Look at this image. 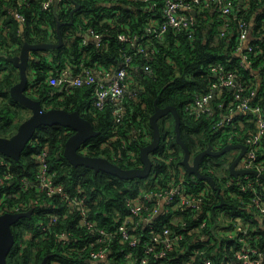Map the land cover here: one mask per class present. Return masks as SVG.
I'll use <instances>...</instances> for the list:
<instances>
[{
	"label": "trees",
	"instance_id": "obj_1",
	"mask_svg": "<svg viewBox=\"0 0 264 264\" xmlns=\"http://www.w3.org/2000/svg\"><path fill=\"white\" fill-rule=\"evenodd\" d=\"M264 0H249L240 2L238 13L232 16L228 34L221 36V20L217 15L205 10L203 14L194 16L195 31L190 36L185 31L177 32L169 29L163 36L156 33L147 36L149 17L156 11L147 3L135 0H62L57 9L55 5L43 8V0H26L19 3L16 0H0V132L11 136L19 124L28 116H24L22 108H26L15 100L10 89L20 79L18 69L3 54H17L25 41L57 42L58 22L63 37V44L58 48L36 52L29 65V94L40 99L45 108L64 107L79 109L89 118L99 130L98 135L91 138L82 148L88 154L106 156L125 167L142 165L140 146L147 144L152 138L150 116L157 105L165 107L169 104L177 106L181 114V133L188 144L192 156L212 145L218 149L227 144V134L216 126L219 113L227 111L226 104L232 96V89L227 88L221 97L213 99L216 112L193 115L187 110L195 98L206 93L216 80L213 65L220 63L226 68L237 72L240 81L245 86L246 95L253 103L260 104L264 109V29L261 18ZM112 2H116L115 5ZM160 10V8L158 9ZM26 17L24 28H21L15 12ZM73 15V17L71 16ZM239 17H245L249 24L255 18L251 43L256 45V51L249 56V65H241V57L235 52L237 23ZM92 27L104 36L101 45L90 39L87 46H82L85 37L84 30ZM122 33L134 38V42H143L147 48L154 46L156 51L146 55L135 53L136 47L119 38ZM49 53V55H47ZM134 54V66L130 73V89L125 95L127 107L124 120L116 124L111 104L103 109L93 106V86L85 85L61 91L50 85L48 76L50 71L72 66L75 74L88 67L99 73V69L117 70L124 62L125 56ZM38 55V56H37ZM149 61L153 73L143 70ZM83 64V65H82ZM222 101V102H221ZM246 120V117H243ZM162 139L159 148L151 154L153 169L147 177L121 178L104 171L96 172L85 165H74L65 156V143L73 130L69 127L53 124L41 125L23 150L19 160L6 155L11 162L14 182L8 189L19 193L9 198L8 203L0 201V213L11 211L16 202L37 199L38 193L33 189L21 194L23 178L34 181L37 169V153L48 145L50 148L49 161L51 171L56 174L55 179L62 182L70 194H74L78 187L85 188L88 193L94 216L99 224L107 228H116L118 217L129 215L127 198L142 191L164 192L171 183H178L183 177L186 186L191 188L187 194H199L205 188L209 194L204 198L203 211L200 214L190 210L181 213L191 227L192 233L181 242L179 248L171 252L165 259L157 260L150 256V264H203L204 257H211L216 263L232 259L233 249L230 244L239 245V237L244 232H237L235 222L240 220L247 224V241L264 251V217L251 206L256 194L254 189L241 190L240 176H235L229 168L233 156L231 152L223 155L207 154L202 158L201 169L213 175L216 183L221 187L218 194L209 181L200 179L188 173L182 164L184 150L176 141L175 119L167 114L159 120ZM247 124V125H246ZM244 128H253L254 124L246 122ZM146 131V137L139 133ZM236 141V139H233ZM264 154V139L259 150ZM173 157L170 161L168 159ZM262 157V155H261ZM212 169L213 171H211ZM185 171L186 175L181 176ZM0 169V175H3ZM253 176V175H252ZM255 189L264 196V180L255 183ZM221 198L224 203L221 205ZM32 210L31 216L23 217L13 224L15 243L8 255V264H41L48 256V264L58 261L62 264H94L86 258H79L73 253L74 242L69 245L56 236L57 233L67 231L84 233L76 225L75 213H67L65 202L59 198H49L44 194ZM58 203L59 209L50 202ZM154 199L149 206L152 205ZM29 211V210H27ZM209 212L210 215H207ZM52 215L57 220L51 224L52 229L44 233L38 226V221L45 218L49 221ZM200 218H206V225L197 229ZM137 220H141L138 218ZM169 213H159L151 222L156 228L169 223L173 226ZM221 226V227H220ZM142 237L137 246L132 247L128 242L112 240L113 248L110 254L111 264H128L119 247L133 250L138 257H143L144 244L151 238L150 228L143 223L137 227ZM221 230V231H220ZM235 236L229 239V233ZM90 233V232H89ZM88 233V234H89ZM239 233V236H238ZM86 234V233H85ZM205 234V238H202ZM79 237V236H78ZM72 248V249H71ZM200 249L203 254L194 260L191 254ZM228 254V258L225 255ZM232 254V256H231ZM235 256V255H234ZM237 263V261H236ZM105 264V263H101ZM135 264H141L138 258Z\"/></svg>",
	"mask_w": 264,
	"mask_h": 264
},
{
	"label": "built area",
	"instance_id": "obj_2",
	"mask_svg": "<svg viewBox=\"0 0 264 264\" xmlns=\"http://www.w3.org/2000/svg\"><path fill=\"white\" fill-rule=\"evenodd\" d=\"M23 3L26 0H16ZM113 1V0H112ZM142 1L156 11L148 19L147 36L156 33L157 36H163L169 29H174L177 32L185 31L190 36L195 31L194 14L193 11L203 13L205 10L215 9L218 18L221 20V36L228 34L230 20L232 16L238 13L240 2H243L244 8L249 10L246 2L249 0H135ZM62 0H43L42 6L45 9L55 5L57 9ZM160 8V10H158ZM264 10V9H263ZM192 12V13H191ZM16 18L19 20L21 28H24L26 17L20 13L15 12ZM0 25L1 21H0ZM253 19L251 23L245 17H239L237 23V31L235 34L236 49L235 52L241 57V65H249V56L256 51V45L248 39L253 34ZM261 27L264 29V14L261 18ZM85 37L82 39V46H87L90 39L101 45L104 41V36L92 27L84 30ZM228 32V33H227ZM262 35L264 34L261 33ZM121 40H125L131 46L136 47L135 53L143 52L146 55L154 53L156 49L154 46L147 48L143 42H134V38L128 37L122 33L119 34ZM43 52V51H41ZM44 53V52H43ZM35 57V56H34ZM134 54L125 56L124 62L117 70L99 69L96 73L91 68L82 67V71L75 74L72 66L68 65L56 72L50 71L48 82L50 85L56 86L61 91L70 90L74 87H81L85 85L93 86V106L98 109H103L106 104H111L112 112L115 117L116 124H121L124 120L127 107L125 105V95L130 89V73L134 66ZM83 65V64H82ZM264 66V63H263ZM146 72L153 73V68L149 61L145 63L142 68ZM216 80L212 82L208 91L198 95L195 100L187 106V110L193 115H201L204 113L213 114L216 108L213 104V99L218 96L221 97L227 88H231L232 96L226 104L221 103L220 107L226 105L227 111L219 113V121L216 126L223 129L227 134L228 140L224 143L244 142L247 144V151L242 159L241 166L245 168H256L264 172V154H260L259 150L264 139V109L260 104L253 103L252 98L246 95L245 86L240 81L237 72L226 68L224 65L217 63L212 67ZM222 102V101H221ZM246 120H243V117ZM246 122L254 124L253 128H244ZM247 125V124H246ZM141 135L146 137L147 132L139 130ZM236 139L234 141L233 139ZM50 148L45 146L37 153V169L34 181L28 178H23L20 190L28 191L33 188L38 193V198L45 193L49 198L57 197L65 202L66 209L63 211L65 217L67 213H75L76 225L81 228L84 233H71L62 231L56 236L64 243V245L72 244L74 241V248L72 252L77 253L79 258L92 261L94 264H109L111 262L110 254L113 252L111 247L112 240L118 242H128L130 246L135 247L140 242L141 233L138 226L144 222L150 228L151 238L144 244L143 257H138L133 250H125L124 247H119L117 252L126 257L128 264H135L137 259L141 260V264H150V256L155 257L159 262L165 259L171 252L180 250L181 242L192 233L191 227L186 219L181 217V213L186 211H194L200 214L203 211L204 198L208 196V189H201L200 193L187 194L191 190L185 184L184 177L178 183H171L164 192L142 191L138 194L128 197L127 204L129 215L126 217H118L116 228H107L99 224L96 216L91 213L92 206L89 202V196L85 188L78 187L74 194H70L65 185L55 179L56 174L51 171L49 161ZM262 155V157H261ZM7 157V156H6ZM6 157L0 158V169L3 170V175H0V201L8 203L9 198L19 195L8 189L9 184L14 182L12 174L11 162ZM235 156H233L234 158ZM173 157H170V161ZM231 159V161L233 160ZM185 169V168H184ZM186 170V169H185ZM213 171L212 169H210ZM187 171V170H186ZM186 175L185 171L181 172V176ZM196 176V175H195ZM241 190L254 189V195L251 206L256 209L264 217V196L260 194L255 188V183L259 180L257 176L251 174L240 175ZM29 199L16 202L11 211L20 212L33 210L39 199ZM154 202L151 206L149 203ZM57 209L60 208L58 203L50 202ZM169 213L171 215L173 226L169 223L160 225L156 228L151 222L159 213ZM207 215H210L209 212ZM140 218L141 220H137ZM56 215H52L49 221L41 218L38 221V226L42 232L48 233L55 221ZM199 224L197 229L203 228L206 223V218L198 217ZM221 227V226H220ZM235 229L237 232H244V236L239 237V245L235 246L233 241L230 248L233 249L232 259L226 260V264H264V251L251 245L245 238L247 233V224H242L240 220L235 222ZM221 231V230H220ZM90 232V233H89ZM86 233V234H85ZM89 233V234H88ZM79 236V237H78ZM229 239L235 236V232L228 235ZM239 236V233H238ZM206 236L202 234L204 239ZM119 244L121 245V243ZM200 249L194 250L191 254V259L194 260L198 255H202ZM228 258V254L225 255ZM237 261V263H236ZM49 264H62L58 261H51ZM203 264H225L224 261L216 263L211 257H204Z\"/></svg>",
	"mask_w": 264,
	"mask_h": 264
},
{
	"label": "water",
	"instance_id": "obj_3",
	"mask_svg": "<svg viewBox=\"0 0 264 264\" xmlns=\"http://www.w3.org/2000/svg\"><path fill=\"white\" fill-rule=\"evenodd\" d=\"M112 4L115 5L116 2H112ZM193 14H195V11H193ZM61 25L62 22L59 21L57 42L25 41L17 54H3L12 61L13 65L20 73L19 81L13 84L10 89L11 96L22 105L29 108L31 114L19 124L17 131L13 135L5 136L0 132V154L19 160L23 150L26 148L39 126L60 124L73 130V133L65 143L64 149V156L72 164L85 165L93 168L96 172L104 171L121 178L147 177L151 174L153 169L151 154L159 148L162 139L159 120L167 114H172L175 119L176 141L184 150L182 164L188 173L209 181L219 194L221 187L216 183V179L212 174L201 169L202 158L207 154L219 156L236 150L238 153L229 165L232 173L235 176L251 174L264 180V172L256 168H239L247 151V144L244 142L227 143L218 149L210 145L192 156L188 144L182 137L181 114L177 106L172 104L165 107L157 105L155 111L150 116V125L153 132L151 140L147 144L140 146L142 165L125 167L106 156L92 155L83 151L82 148L85 147L87 142L99 133L94 123L84 116L79 109L71 110L64 107L45 108L40 99L34 98L28 93L30 87L28 73L30 61L35 56L36 52L58 48L63 44V37L60 29ZM223 203L224 199L221 198V205ZM31 215L32 210L20 212L6 211L0 213V264H8V255L15 243V235L12 228L13 224L23 217ZM48 259V256H45L41 264H48ZM109 264H111V262H109Z\"/></svg>",
	"mask_w": 264,
	"mask_h": 264
},
{
	"label": "crops",
	"instance_id": "obj_4",
	"mask_svg": "<svg viewBox=\"0 0 264 264\" xmlns=\"http://www.w3.org/2000/svg\"><path fill=\"white\" fill-rule=\"evenodd\" d=\"M113 1H115V0H113ZM263 5H264V1H263ZM262 9H264V7L263 8H261V9H259V10H262ZM208 12H211V14H215V15H217L216 14V12H215V9H209V10H207ZM262 12L264 13V10H262ZM192 13V12H191ZM198 14H203V13H200L199 11H196L195 10V14H194V16H196V15H198ZM72 17H73V15H71ZM253 22H254V25H253V29L255 28V18H253ZM260 30V29H259ZM259 30H257V31H254L253 30V33L255 34L256 32H259ZM252 38H253V35L252 36H250L249 37V39H248V43H250L251 41H252ZM38 56V55H37ZM236 153H238V151H236V150H233V151H231V155L232 156H235L236 155ZM239 168H242V166L241 165H239Z\"/></svg>",
	"mask_w": 264,
	"mask_h": 264
},
{
	"label": "rangeland",
	"instance_id": "obj_5",
	"mask_svg": "<svg viewBox=\"0 0 264 264\" xmlns=\"http://www.w3.org/2000/svg\"><path fill=\"white\" fill-rule=\"evenodd\" d=\"M47 55H49V53L47 54ZM32 79L30 78V81H31ZM22 112H23V115L26 117V116H29L30 114H31V110L29 109V108H22Z\"/></svg>",
	"mask_w": 264,
	"mask_h": 264
},
{
	"label": "flooded vegetation",
	"instance_id": "obj_6",
	"mask_svg": "<svg viewBox=\"0 0 264 264\" xmlns=\"http://www.w3.org/2000/svg\"><path fill=\"white\" fill-rule=\"evenodd\" d=\"M237 154V153H236ZM231 163V162H230Z\"/></svg>",
	"mask_w": 264,
	"mask_h": 264
}]
</instances>
